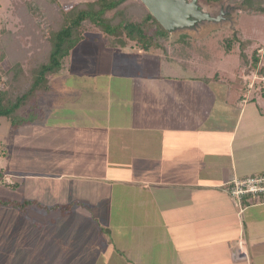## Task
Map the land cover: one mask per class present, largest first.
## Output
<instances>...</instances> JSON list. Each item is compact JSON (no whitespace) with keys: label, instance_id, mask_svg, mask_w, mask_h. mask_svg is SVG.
Returning <instances> with one entry per match:
<instances>
[{"label":"crops","instance_id":"crops-1","mask_svg":"<svg viewBox=\"0 0 264 264\" xmlns=\"http://www.w3.org/2000/svg\"><path fill=\"white\" fill-rule=\"evenodd\" d=\"M112 41L99 30L84 31L39 96L54 95L51 102L71 110L56 116L37 106L33 117L13 127L15 143L4 151L12 166L0 175L14 181L12 194L34 202L15 207L18 217L7 215L9 220L26 215L33 220L29 212L49 215L76 206L78 219L95 221L99 234L109 214L128 216L127 237L135 239L130 234L138 232L141 240L153 241L151 253L132 258L113 257L108 246L106 255L100 254L104 259L97 258L100 263L111 257L114 264H264V219L258 216L264 197L259 204L245 200L241 212L228 193L232 178L264 172V105L247 98L252 90L263 97L250 83L253 74L236 71V81L227 87L221 71L205 74L201 64L184 59L189 53L179 41V49L163 53L126 39L124 45ZM103 58L109 64L99 66ZM71 78L82 92L75 99L64 86ZM35 127L58 137L44 136L39 148L30 145ZM257 208L262 209L254 215L251 209ZM24 222L16 236L27 247L14 246L32 264L35 248L24 232L35 223ZM59 235L51 231L46 247L40 244L47 254ZM2 236L0 264H13L5 256L13 246L10 233ZM127 248L121 249L129 253Z\"/></svg>","mask_w":264,"mask_h":264},{"label":"rangeland","instance_id":"rangeland-1","mask_svg":"<svg viewBox=\"0 0 264 264\" xmlns=\"http://www.w3.org/2000/svg\"><path fill=\"white\" fill-rule=\"evenodd\" d=\"M13 1H16V4L20 6L22 5V3L20 2L24 0H0V35L2 34V32H5L7 30L16 31L17 29H22L23 24L26 22L24 18L27 14L20 13V11L15 12L12 6ZM91 1L94 0H58L56 5L57 7L55 6V8L56 10L60 9V7L66 9L67 7L72 5H79L81 8H86V3ZM197 3L204 11L208 12L211 16L221 15L222 18L219 21H203L196 24L194 27L174 30L169 33V36L165 38L164 41L160 42L162 46L160 45L159 47L153 48L159 49L161 53H163L164 45L166 46V50L167 48L169 49V52H171V49L173 48L175 50L176 48L179 49V47L184 49L189 53V56L192 55L193 57L192 59H190L189 56H186L184 59L194 60L195 63L201 64L203 73L213 74L214 72L220 71L224 73V85L227 87L229 81H236L234 80L236 71H240V73L243 72L245 74H255V76L257 75V77L255 78L252 77L253 75H249V79L251 80L250 83L254 84V87L257 89L259 94L261 91L263 92L264 87L262 90V83L260 82V79H258L259 75L257 73L249 71L252 68V66L249 67V64H251V55L254 51L257 58L259 59V66L264 68V12H260L254 8L246 7L245 5H243L242 0H219L217 2L197 0ZM46 16H48L47 21L50 25L54 20V18H52L53 14L51 13V11H49L46 13ZM34 23H40V21H38L37 19ZM55 23L56 20L54 21V24ZM41 24H43V21H41ZM82 28L84 31L89 29L97 30L94 25H91L88 22L83 23ZM182 35H184L183 37H185L184 39H186L184 47L180 46L178 42H176V40H178V38H180ZM228 39L230 41V46L227 50L226 44L228 42ZM178 45L179 47H177ZM36 50L39 49L36 48ZM9 53H0V76H2L3 72L6 71L11 65L10 61L7 58ZM28 53V56L36 58V54L33 53V51H29ZM125 56L126 55H124L123 57V61L131 65L133 61L128 60V58L126 59L127 56ZM180 60L181 59H178V62ZM104 64H109V61H104L103 58V60L99 62V66H103ZM179 64L177 63L176 66L179 70H181L182 67ZM3 80L5 79H2V89H6L7 84H5V81ZM105 80H107V78ZM54 84H58L57 80L56 82L54 81ZM64 86L67 89H72L70 91V94L74 99L82 93L78 88H76V82L73 78L66 80ZM232 86H235V84H233ZM243 87L245 88V84ZM82 95H84V93ZM250 95V97H247L249 101L256 102L258 104L263 103L264 105L263 97L261 100L255 97V93L253 90L252 94ZM54 97V95L45 96L44 94L39 97L38 103L36 104L37 106H39V108L46 106L44 108L45 111H47V113L55 114L56 116L60 113L62 114V112L64 111L71 110L70 107L67 108L59 106L57 101L55 100L54 103L51 102ZM37 106L36 108H38ZM244 123L245 122L243 120L241 122V132L243 133L244 130H246V125H244ZM13 133V127L11 126L9 121L5 117H1L0 171H3L2 169H4V167H7V170H9V167L12 166V163L8 160L9 153H7L8 155L7 157H5L4 151L5 149H7L9 152V147L11 148V146L15 143V136L13 137ZM53 135L54 137H58V133L52 134L51 132H48L43 128L35 127L33 129L32 138L30 139V142L28 141V143L30 145L41 146V141L44 139V136L50 139L49 137ZM23 143H26L25 139H23ZM39 151H41V147ZM1 153L3 154L1 155ZM250 162H253V158H250ZM23 167L25 168L26 165H24ZM41 167L44 170L43 172H47L49 170V167H47L45 164H42ZM39 169L41 168L39 167ZM262 174L263 172L261 171L250 174L248 176H258ZM13 182L14 181L10 180L9 174H3L1 176L0 184L2 186H0V197L20 199L18 194H12L14 193V190L9 187ZM20 201L23 202L29 200L21 198ZM16 208L13 206H0V222H2L0 224V230L2 229L3 233H7V235L10 233L9 240H11L13 244L12 248L7 250L8 253H6L7 255L5 254V256L8 259L12 260L13 264H26V257L23 253H21V249L18 248L17 250V247H15H27L25 245L26 243H24V238L19 240L16 236V227H18L17 230L21 232L22 225L26 224V222H24L25 220L28 222L27 225L35 223L33 225L34 228H29L24 232V234H26L27 232L30 233L31 239L29 240V236H27V240H29V242H31L35 248L32 251V256L34 255L35 257V260L32 262V264H114L111 257H109V259H106L108 263H105L104 261L100 263L97 260V258L99 259V256L103 258V256L100 255L103 252L106 255V248L108 246V249H110L111 252L110 255L117 258L118 256L122 257L126 254L127 256L132 258L134 256H138L137 254L141 252L143 253L142 256L144 254L148 255L152 250L151 243L153 241L151 239L141 240L138 232H132L130 234L134 236L135 239L127 237V232H124V230L127 229L126 225H128V222H125L124 220L127 219L128 216L114 217L113 215L111 216L109 214V216L106 217V219H108L109 221L104 223V229H102L101 231L98 230L100 232L99 234L95 232L97 231V229H95L97 228V224L95 221L87 220V222H83L82 220L78 219V216L75 215V212L77 211L76 206H70L67 208L61 207L59 209L62 211L55 210V212H52L49 215H45V213L47 212L44 211L29 212L30 214H32L31 217H33L34 221L29 219L30 215H26L25 220H23V216L20 219L15 218L13 220H9L10 217L7 215L14 214V216L18 217V215L16 214L17 212L14 211V209ZM101 208H105V210H108L110 207L105 206ZM260 209H251V211L254 213V215H257V213L260 212ZM20 210H22V208ZM258 216L260 218L259 220L263 221L264 212H262V216L261 213ZM51 217L53 218L52 223L48 222ZM42 219H46L48 226L43 225L46 224V222H44ZM99 225L103 227V223H99ZM2 231L0 234L1 237H3ZM51 231L56 234H60V238L58 239V242L54 240L56 243H58L54 244V247L49 246V251L47 254L46 251L41 248L42 246L40 244L46 247L45 244L47 243V239H49L50 237ZM18 241L24 243V245H17L16 243ZM1 243L4 244V241H1ZM161 245V240H157L156 252L158 253V255L162 254L161 250L159 249ZM125 246H128L127 249H129V253L121 249L125 248ZM135 250L137 251V253H135ZM127 264L133 263L127 262Z\"/></svg>","mask_w":264,"mask_h":264},{"label":"trees","instance_id":"trees-1","mask_svg":"<svg viewBox=\"0 0 264 264\" xmlns=\"http://www.w3.org/2000/svg\"><path fill=\"white\" fill-rule=\"evenodd\" d=\"M57 1L24 0L19 1L22 3L20 6L13 1L15 12L27 14L24 15L26 22L22 29L7 30L0 35V53L10 52L7 58L11 64L3 72V77L0 76V118L5 117L14 128L36 114V99L47 89V76L61 68L64 58L83 38V23L94 25L107 39L118 45H124L126 39L145 51L159 47L160 42L170 33L157 22L140 0H94L86 3V8L72 5L56 10ZM242 3L264 12V0H242ZM49 11L54 18L53 22L50 20V25L46 16ZM37 19L40 23H34ZM183 36L176 41L182 43V47L186 43ZM229 43L228 39L227 50ZM163 50L166 51L165 45ZM29 51H33L36 58L28 56ZM251 66L249 71L259 75L263 90L264 81L261 77L264 76V68L259 66V59L254 51L249 64ZM3 78L7 84L6 89H2ZM260 95L264 97V90ZM30 204L33 202L23 201L17 205L16 202L0 199V206L20 208Z\"/></svg>","mask_w":264,"mask_h":264},{"label":"water","instance_id":"water-1","mask_svg":"<svg viewBox=\"0 0 264 264\" xmlns=\"http://www.w3.org/2000/svg\"><path fill=\"white\" fill-rule=\"evenodd\" d=\"M157 22L168 32L194 27L203 21H219L211 16L197 0H140ZM221 14V13H220Z\"/></svg>","mask_w":264,"mask_h":264},{"label":"built area","instance_id":"built-area-1","mask_svg":"<svg viewBox=\"0 0 264 264\" xmlns=\"http://www.w3.org/2000/svg\"><path fill=\"white\" fill-rule=\"evenodd\" d=\"M261 80L264 81V76ZM228 184V193L236 202L238 211H243L245 200L256 204L264 197V172L262 175L247 176L243 179L232 178Z\"/></svg>","mask_w":264,"mask_h":264},{"label":"flooded vegetation","instance_id":"flooded-vegetation-1","mask_svg":"<svg viewBox=\"0 0 264 264\" xmlns=\"http://www.w3.org/2000/svg\"><path fill=\"white\" fill-rule=\"evenodd\" d=\"M222 11V10H221Z\"/></svg>","mask_w":264,"mask_h":264}]
</instances>
